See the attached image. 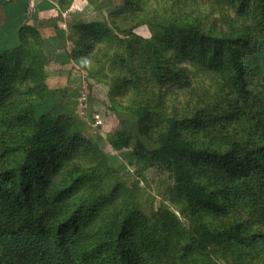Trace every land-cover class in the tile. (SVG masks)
<instances>
[{
	"label": "trees",
	"instance_id": "1",
	"mask_svg": "<svg viewBox=\"0 0 264 264\" xmlns=\"http://www.w3.org/2000/svg\"><path fill=\"white\" fill-rule=\"evenodd\" d=\"M87 2L111 11L58 0L57 39L108 82V135L50 85L38 20L7 7L0 28V264H264V0ZM131 146L146 167L107 172Z\"/></svg>",
	"mask_w": 264,
	"mask_h": 264
},
{
	"label": "rangeland",
	"instance_id": "2",
	"mask_svg": "<svg viewBox=\"0 0 264 264\" xmlns=\"http://www.w3.org/2000/svg\"><path fill=\"white\" fill-rule=\"evenodd\" d=\"M9 0H3L0 2V24L5 22L3 25L7 23V17H6V10L7 6H4V3ZM43 2H48L50 5H54L58 0H39ZM104 2H107L109 4V0H104ZM112 4L114 6L121 5L123 3V0H111ZM74 3L76 4L75 7L72 10V14L80 13L79 14V20L80 21H86V22H92V21H103L107 16L108 13L111 11L109 8H104L101 10H94L87 2V0H74ZM48 4V5H49ZM113 6V7H114ZM6 17V21H5ZM35 17V16H34ZM28 17L27 19L33 21L36 18ZM57 19V18H56ZM37 26L41 28V32L44 35L45 39L50 41L52 45L54 46L56 50V57L57 62L50 65L48 70V76L51 78L50 85L53 88H60L65 89L67 93L68 98L71 99V109L74 110L77 117L81 118V121L86 126V135L90 138L96 137V133L100 132V134L108 135L109 132L114 130L117 126L120 125V122H118L115 118H113L111 115H109L110 110V104L108 102V89L109 85L106 80H102L100 78H95L90 75L88 71L81 70L78 67L72 66L73 64L66 61L65 52L61 48V45L58 42L57 39V33L65 34L64 28L65 25L62 26L61 23L58 21L57 23L54 20V23L51 22H42L45 20H48L46 18H38L37 19ZM14 24V23H13ZM57 24V25H56ZM2 25V26H3ZM18 25V24H17ZM0 26V28L2 27ZM55 26L57 29H55ZM63 27V28H62ZM120 28L125 32V37H130L129 34H126L128 30L130 29V26L127 25H120ZM141 30L137 29V33H139ZM141 33V32H140ZM55 57V58H56ZM71 78L76 79L73 80L71 85V82H69V79ZM88 96L89 100V106L86 110V112L83 114L81 113L80 106H78L77 98L80 97L83 94H86ZM77 104V105H76ZM94 117H97L94 119ZM96 120H99L102 124V126H99L101 128H93L92 123ZM125 127H127L129 130H136L137 125L133 123H125ZM109 152V151H108ZM133 146L129 148H123L118 150H112L108 156L105 158V169L107 172L115 173L118 177L129 174H134L135 170L137 169H143L146 167V165L143 162H140L133 158ZM138 189L142 191L145 195L144 200H146V204L149 202L154 203L155 208H157L162 203V198L157 194L155 191V185L152 184L151 186L146 184V182H140L138 184ZM168 204V203H167ZM172 208V207H171ZM183 221V220H182ZM184 222V221H183ZM186 223V221H185Z\"/></svg>",
	"mask_w": 264,
	"mask_h": 264
},
{
	"label": "crops",
	"instance_id": "3",
	"mask_svg": "<svg viewBox=\"0 0 264 264\" xmlns=\"http://www.w3.org/2000/svg\"><path fill=\"white\" fill-rule=\"evenodd\" d=\"M3 0H0V2H2ZM48 2H43V1H39V0H9L7 2L4 3V6L6 7H11V8H20L21 10H23V14H25L28 17H33V18H46L48 20H55V22L57 23V17H58V12L56 9V3L54 5H48ZM75 3H73V6L70 10V12L72 13L73 8L75 7ZM7 12H9V10H6L5 14H7ZM35 16V17H34ZM7 17V16H6ZM6 17H5V21H6ZM32 18V19H33ZM44 22V21H42ZM5 22H3L2 24H0V26H2ZM61 23V22H60ZM58 24V23H57ZM62 26H64L63 23H61ZM63 28V27H62ZM64 31H66V29L64 28ZM73 79L71 78V80L69 79V82H71V85H73L74 83Z\"/></svg>",
	"mask_w": 264,
	"mask_h": 264
},
{
	"label": "built area",
	"instance_id": "4",
	"mask_svg": "<svg viewBox=\"0 0 264 264\" xmlns=\"http://www.w3.org/2000/svg\"><path fill=\"white\" fill-rule=\"evenodd\" d=\"M77 101H78V106H80V109L82 111L81 113L84 114L86 112L88 106H89V100H88L87 93L78 97ZM95 118H97V117H94V119ZM91 125L93 128H98L99 126H102V124L99 120L94 121Z\"/></svg>",
	"mask_w": 264,
	"mask_h": 264
}]
</instances>
